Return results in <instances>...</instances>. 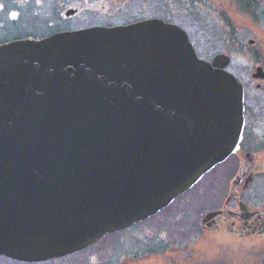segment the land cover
<instances>
[{
  "label": "water",
  "instance_id": "95a60500",
  "mask_svg": "<svg viewBox=\"0 0 264 264\" xmlns=\"http://www.w3.org/2000/svg\"><path fill=\"white\" fill-rule=\"evenodd\" d=\"M230 60L159 19L0 44V253L86 248L224 161L245 124Z\"/></svg>",
  "mask_w": 264,
  "mask_h": 264
},
{
  "label": "flooded vegetation",
  "instance_id": "af4514ba",
  "mask_svg": "<svg viewBox=\"0 0 264 264\" xmlns=\"http://www.w3.org/2000/svg\"><path fill=\"white\" fill-rule=\"evenodd\" d=\"M228 1L236 4V8L245 16L264 19V0H0V44L42 39L61 32L96 26L159 19L183 29L201 56L203 54L195 40L197 35L189 29L188 24L195 23V19L196 24H205L211 17L220 22L226 21ZM177 5L185 13H181ZM236 15L234 12L232 17L243 19V16ZM222 26L233 38L238 36L239 27L231 29L226 24ZM249 29L257 35L261 33L259 27L249 26ZM254 40L253 37L249 38L250 43ZM219 53L223 52L216 51L214 55ZM258 66L264 68V63L255 64L252 71L255 80L252 84L260 88L264 84V75H254ZM244 88L245 124L238 148L190 188L199 185L197 194H204L207 202L200 214V232L195 242L247 243L251 246L264 244V104L253 111L248 105L245 85ZM163 209L131 226L105 234L86 248L39 260L0 253V264H84V249L95 243H127L128 240L123 242L120 237L125 234L136 236L139 233L141 237H137L134 243H171L173 240L169 241L163 231L172 217L166 214L167 219L162 222L161 217L157 216ZM173 211L170 213L172 216ZM155 217L160 221L159 224H143L148 218ZM148 231L152 235H147ZM145 255H149L148 252Z\"/></svg>",
  "mask_w": 264,
  "mask_h": 264
},
{
  "label": "rangeland",
  "instance_id": "374dc122",
  "mask_svg": "<svg viewBox=\"0 0 264 264\" xmlns=\"http://www.w3.org/2000/svg\"><path fill=\"white\" fill-rule=\"evenodd\" d=\"M236 7V4L228 1L227 13L229 14L226 21L220 22L211 17L205 21V24H196L195 19V23H189L188 26L197 35L195 40L199 51L203 54L201 57L211 59L216 51L231 57L227 69L243 81L248 105L255 111L256 107L264 104V84L260 88L252 84L255 80L252 75L255 64L264 63V19L258 20V18L245 16ZM178 9L181 13H185L180 5ZM234 12L236 16H243V19L233 18ZM225 24L231 29L239 27L236 38L222 29V25ZM249 26L259 27L261 33L257 35L251 32ZM250 37L255 39L253 43L249 42ZM198 188L199 185L180 194L157 215L161 217L162 222L167 219L166 214L172 217L167 222L168 227L163 231L169 241L173 240L171 243H134L135 239L141 235L139 233H135L136 236L125 234L120 237L123 242L128 240L127 243H95L84 249L82 252L84 264H264V244L251 246L247 243L194 241L200 232V214L207 203L204 194H197ZM171 210H174L173 216L170 214ZM156 217L148 218L143 221V224H159L160 221ZM146 234L152 235L149 231ZM147 252L149 255H145Z\"/></svg>",
  "mask_w": 264,
  "mask_h": 264
}]
</instances>
